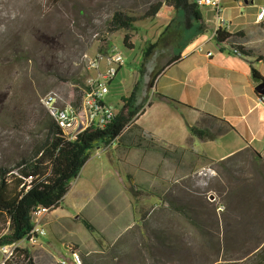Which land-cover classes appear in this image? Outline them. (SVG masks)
Masks as SVG:
<instances>
[{"label":"rangeland","instance_id":"1","mask_svg":"<svg viewBox=\"0 0 264 264\" xmlns=\"http://www.w3.org/2000/svg\"><path fill=\"white\" fill-rule=\"evenodd\" d=\"M157 1L0 0V165L10 163L16 155L27 151L31 138L40 134L39 121L45 117L40 99L44 94L57 92L64 101L73 100L74 88H79L80 84L71 79L85 74L83 55L108 48L121 53L123 66L105 98L117 111L140 69L148 82L160 64L189 41L182 13L164 11L160 19L143 17L147 8ZM259 1L253 0L249 5L264 3V0ZM211 9L201 6L204 13ZM116 11L136 19L133 29L106 32V24ZM161 19H170L169 26L173 27L177 38H163L143 61V48L147 42H155L163 28ZM124 34H128L133 48L123 45ZM90 75L93 76V72ZM149 91L147 87L145 101ZM115 147L116 144H112L106 149L100 143L95 144L90 151L91 163L79 173L78 181L71 182L75 181V185L86 180L91 188L89 206H97L109 193L107 184L116 170L109 156H115ZM92 166L103 173L91 174ZM165 184L164 191L158 194L159 200L140 188L131 187L134 225L111 246L100 242L104 250L96 247L85 264L255 263V253L264 247V158L256 166L250 157H238L223 165L215 162L185 179L168 178ZM144 186L146 191L152 192L147 184ZM172 205L183 206V214ZM73 210L70 204L62 208L67 214ZM59 213L57 210L50 216L57 217ZM123 221H130L129 213ZM96 222L94 220V225ZM39 226L46 233L43 240L53 242L55 260L41 256L36 249L37 239L34 244L23 240L14 247L28 250L35 264H58L62 257H67L63 247L53 241L52 228L46 221L39 222ZM75 227L80 237H97L87 232L81 223ZM14 247L0 248V264L15 256Z\"/></svg>","mask_w":264,"mask_h":264},{"label":"crops","instance_id":"2","mask_svg":"<svg viewBox=\"0 0 264 264\" xmlns=\"http://www.w3.org/2000/svg\"><path fill=\"white\" fill-rule=\"evenodd\" d=\"M219 2L221 16L229 24L226 32L232 35L229 44L242 46L253 54L244 57L234 53L227 44H218L214 37L216 19L213 9L201 12L202 30L197 31L196 26L190 28L189 41L177 52L171 53L153 74L160 72L153 81L143 111L134 122L140 128L138 134L143 137L140 147L134 145L132 135L123 145L114 141L104 146L109 149L116 144L115 156H109V162L116 170L107 184V197L96 203L97 206H89L92 203L88 201L91 188L86 180L74 185L79 180L78 174L59 207L43 213L38 219V222L46 221L51 226L53 241L61 244L67 256L65 259L69 258L71 251H75L83 262L97 248L104 250L99 246L100 242L111 246L122 237L123 232L131 229L135 218L131 187L140 188L159 200L158 194L166 188V179H175L197 169V165L191 167L188 164L182 170L173 162L166 161L159 148L168 151L181 149L185 156L192 152L215 162L251 148L264 158V97L256 93L257 84L251 78V67L264 78V62L256 61L257 57L264 56V21L255 22L256 11L250 12L260 5H249L253 4V0ZM164 11L172 13L170 8H161L156 18L163 16ZM162 22L164 25L159 36L163 34L167 40L177 38L173 27L169 28L170 19H163ZM172 57L179 59L160 71ZM191 128L204 134L203 139L193 136ZM149 140L156 147L151 146ZM95 155L99 156V153ZM90 163L89 154L80 172ZM182 171L185 172L182 174ZM89 172L93 175L103 173L93 166ZM89 178L92 180V175ZM144 184L149 186L151 193L146 191ZM68 204L74 209L71 214L62 211ZM57 210H60L59 215L51 217ZM108 213L111 216L106 215ZM128 213L130 221L124 222ZM81 218L95 228L96 232L89 233L97 235L96 238L93 235L80 237L75 225L81 223ZM94 220L97 225H94ZM116 224H119L118 228L114 227ZM43 237L37 238L36 249L46 259L55 260L56 249L52 240L46 241Z\"/></svg>","mask_w":264,"mask_h":264},{"label":"trees","instance_id":"3","mask_svg":"<svg viewBox=\"0 0 264 264\" xmlns=\"http://www.w3.org/2000/svg\"><path fill=\"white\" fill-rule=\"evenodd\" d=\"M163 6L169 7L174 13H182L184 29L189 30L196 26L197 31L202 30V15L196 0H158L147 8L143 17L147 19L156 17ZM135 22V18L116 11L106 24V32L114 33L119 30H131ZM214 37L218 44H227L244 57L253 54L251 50H245L242 46L229 44L232 35L227 32L217 30ZM163 38V34H160L155 42H147L142 51L143 61L151 56ZM128 40V34H124L123 45L131 49L133 47ZM178 59V57H172L160 71L175 63ZM256 61L264 62V56L257 57ZM84 73L71 80L82 84L88 75L85 69ZM159 73L153 75L147 82L140 69L138 78L132 84L128 96L121 100L114 118L102 128H88L73 141L65 139L58 126L44 109L45 117L39 121V129L37 130L40 134H36L31 138L32 142L28 146V150L16 155L10 163L0 165V248L4 246L14 247L17 243L23 240L27 241L30 238V232L33 229L32 214L36 210L42 208L49 211L59 207L64 195L70 188L71 182L78 176L95 144L100 143L107 146L116 141L119 145H123L127 137L129 138L132 135L134 136V145L140 147L143 137L138 134L140 128L135 126L134 122L145 106L146 88L150 89L152 87L153 81ZM251 78L257 85L259 83L264 84V78L253 67H251ZM74 92L76 95L70 102L75 103L80 99L81 91L76 87ZM190 132L199 139H203L205 136L192 128ZM148 142L151 146L156 147L151 143V140ZM159 151L166 161L173 162L182 170L188 164L191 167L198 166H196V170H191L186 174H183L185 171H182L183 175L175 178V181L185 179L191 173L197 172L199 168L215 163L213 160L192 152H188L189 156H185L181 149L168 151L159 148ZM238 157H250L254 166L262 160V157L254 150L246 148L230 157L217 161V163L223 165L234 161ZM200 164L204 166H199ZM172 207L183 214V206L172 205ZM80 222L88 232H96L88 220L81 218ZM13 251L15 256L10 261L5 260L3 264H35L25 248L14 247ZM254 257V264H264V247L257 251Z\"/></svg>","mask_w":264,"mask_h":264},{"label":"built area","instance_id":"4","mask_svg":"<svg viewBox=\"0 0 264 264\" xmlns=\"http://www.w3.org/2000/svg\"><path fill=\"white\" fill-rule=\"evenodd\" d=\"M235 1L245 2V0ZM196 2L200 7L208 6L213 9L216 19L215 33L217 30L227 31L229 24L221 16L219 0H196ZM263 21L264 3L257 7L255 14V22ZM233 52L239 54L234 49ZM82 63L88 75L78 88L81 91L78 102H66L57 92H48L40 99L42 107L68 141L75 140L79 134L90 127L102 128L114 118L116 113L105 98L109 93L110 82L123 66L121 53L114 48L96 51L92 55H83ZM90 72L94 75L91 76ZM46 212H48L47 209L39 208L32 214L33 229L27 240L31 244H34L38 237L45 235L44 230L39 226L38 219ZM58 264H82V261L77 252L71 251L69 258L59 261Z\"/></svg>","mask_w":264,"mask_h":264},{"label":"water","instance_id":"5","mask_svg":"<svg viewBox=\"0 0 264 264\" xmlns=\"http://www.w3.org/2000/svg\"><path fill=\"white\" fill-rule=\"evenodd\" d=\"M255 91L256 93H258L259 95L264 97V84L259 83L256 87H255ZM211 197V196H210Z\"/></svg>","mask_w":264,"mask_h":264}]
</instances>
